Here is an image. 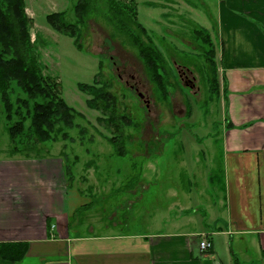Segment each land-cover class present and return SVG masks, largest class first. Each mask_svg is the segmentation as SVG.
<instances>
[{
  "label": "rangeland",
  "instance_id": "1",
  "mask_svg": "<svg viewBox=\"0 0 264 264\" xmlns=\"http://www.w3.org/2000/svg\"><path fill=\"white\" fill-rule=\"evenodd\" d=\"M91 1L82 27V48L78 49L73 38L56 31L46 20L47 14L63 11L67 21L76 22L78 0H25L44 74L60 84L61 95L81 116L76 119L77 126L69 130L73 140L60 137L44 145L41 153L47 150L61 158L67 154L71 163L77 156L73 166L76 182L70 189L84 193L91 189L96 207L102 205L109 212L116 209L118 220L127 215L133 231L145 230L146 222L150 229H168L188 196L195 209L200 205L208 209L209 203L220 208L227 117L223 64L217 59L213 83L207 63L208 44L203 35L194 33L199 27H210L217 18L219 0H120L137 3L140 22L167 61L166 93L152 80L129 38L108 19L109 0ZM96 76L103 82L98 86L107 83L106 88L115 96L117 114L128 117L129 123L122 127L123 137L117 136L125 141L128 153L124 157L116 156L109 141L117 133L99 122L102 113L89 107L91 95L80 90V83L93 84ZM18 96L25 95L16 87L13 102ZM81 127L87 130L84 138ZM9 143L0 98V157L9 155ZM211 172L212 181L208 178ZM142 176L144 181L140 182ZM130 182L134 188H126ZM104 200L105 205L101 203ZM77 202L78 196L72 191L70 204ZM132 204L133 210H127ZM94 213L88 221L100 220V214Z\"/></svg>",
  "mask_w": 264,
  "mask_h": 264
},
{
  "label": "crops",
  "instance_id": "2",
  "mask_svg": "<svg viewBox=\"0 0 264 264\" xmlns=\"http://www.w3.org/2000/svg\"><path fill=\"white\" fill-rule=\"evenodd\" d=\"M218 9L206 28L225 86L222 206L195 209L188 196L168 229L133 231L127 215L96 207L91 189H70L64 158L0 157V264H264V0H219ZM92 213L100 220L88 221ZM11 245L27 246L21 260L2 256Z\"/></svg>",
  "mask_w": 264,
  "mask_h": 264
},
{
  "label": "trees",
  "instance_id": "3",
  "mask_svg": "<svg viewBox=\"0 0 264 264\" xmlns=\"http://www.w3.org/2000/svg\"><path fill=\"white\" fill-rule=\"evenodd\" d=\"M91 7V0H78L75 5L77 21L74 23L66 20L63 11L47 14L46 20L53 29L73 38L75 46L81 49L82 27L86 24ZM108 10L111 14L108 19L129 38L152 80L166 93L164 76L168 75L167 61L153 36L140 22L137 3L125 4L120 3V0H109ZM32 25L33 19L27 13L25 0H0V98L5 117V133L10 141L6 150L9 155H4L5 158H15L18 154L21 158L35 159L51 156L47 150L41 153L44 145L57 142L60 137L73 140L69 130L77 126L76 119L80 116V112L71 107L61 95L60 84L53 77L44 74L36 42L32 39ZM194 33L203 35L205 44H208L207 63L213 77L217 75L218 70L215 60L216 46L212 35L203 27H199ZM216 77L212 78L213 83ZM100 83L103 82L96 76L93 84L80 83L79 87L82 92L91 95L88 100L89 107L102 113L99 122L108 124L111 131L117 133L109 141L116 156L124 157L128 153L126 144L117 136L123 137L122 130L129 120L126 114H117L115 96L106 88L107 83L98 86ZM16 87L25 96H18L13 102L12 94L15 93ZM229 127H232V124L229 123ZM86 133V128L81 127L80 134L83 138ZM64 156L71 185L75 181L73 166L78 157L71 163L69 156ZM134 187L133 182L126 186ZM1 252L8 260H21L27 252V246L11 245L3 248Z\"/></svg>",
  "mask_w": 264,
  "mask_h": 264
},
{
  "label": "built area",
  "instance_id": "4",
  "mask_svg": "<svg viewBox=\"0 0 264 264\" xmlns=\"http://www.w3.org/2000/svg\"><path fill=\"white\" fill-rule=\"evenodd\" d=\"M200 248L203 251L210 250L212 248V242L209 241L208 239H203L200 241Z\"/></svg>",
  "mask_w": 264,
  "mask_h": 264
},
{
  "label": "water",
  "instance_id": "5",
  "mask_svg": "<svg viewBox=\"0 0 264 264\" xmlns=\"http://www.w3.org/2000/svg\"><path fill=\"white\" fill-rule=\"evenodd\" d=\"M142 97V96H141Z\"/></svg>",
  "mask_w": 264,
  "mask_h": 264
}]
</instances>
